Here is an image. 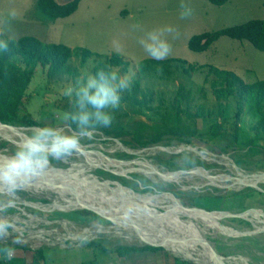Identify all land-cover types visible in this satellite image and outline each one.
<instances>
[{"label": "rangeland", "instance_id": "1", "mask_svg": "<svg viewBox=\"0 0 264 264\" xmlns=\"http://www.w3.org/2000/svg\"><path fill=\"white\" fill-rule=\"evenodd\" d=\"M71 1L56 0L60 5ZM37 3L38 0H0V40L7 42L34 37L45 43L62 44L72 49H88L104 58L120 54L130 62V67L127 73H122L119 68L114 70L122 75H129L134 83L138 78L140 63L152 59L141 47L139 40L151 30L171 26L179 32V37L173 39L172 35L166 34L165 38L172 44V53L165 60L187 61L190 64L189 70L197 66H214L220 70L232 71L247 84L264 81V52L258 51L248 42L223 37L205 53L192 52L188 47L191 38L196 35L234 27L252 20H264V0H230L222 7L212 5L207 0H82L74 15L51 23L40 21ZM182 4L194 10L191 17L181 19ZM95 61L89 62L80 71L81 76L76 80L66 76L58 82H52L46 78L41 69H38L24 98L19 113L20 120L29 117L39 124L38 127L68 128L70 124L66 119L68 114L66 111L70 109L71 104L69 98L64 95V90L69 85L74 86L86 74H93ZM203 82L204 78L198 74L193 75L190 81L177 79L173 83L150 76L141 81V86L156 93L162 92L168 100L174 98L172 95L182 85L197 91ZM195 105H204L206 110L216 113L211 118H200L195 122L184 117L185 125L191 128L196 126L199 134L203 135L202 138L191 139V146L168 138L157 145L138 146L139 144L131 139L134 134L129 124L143 121L153 125V120L137 115H132L124 121L123 126L127 129V134L121 137L124 144L115 141L116 137L112 134L106 135L98 129L90 138H84L82 144L91 152L111 160L148 161L163 173L178 174L200 168L214 178L234 177L233 172L221 163L222 157L226 156L246 175H264L262 149L252 150L243 145V141L247 140L254 125L260 120V114L246 109L240 122H237L235 106L225 103L227 111L223 117H219V106L210 90L207 99L197 100ZM215 123L223 125V131L226 130L229 134L235 133L238 127L240 143L236 145L231 138L213 140L211 132ZM12 125L24 127L20 123ZM25 131L28 135L32 129ZM3 145L6 148H2ZM16 147L12 142H6L0 137V151L6 152L5 156L10 155ZM183 147L197 149L213 160L202 161L200 156L194 155L192 151H183ZM165 148L173 153L182 150L174 155L163 151ZM187 160L194 163L189 164ZM82 162L75 154L67 159L52 160L51 164L58 170L68 171L74 167L84 166ZM86 173L79 177L85 179L90 176V173ZM91 175L96 178L98 176L97 179L101 183L111 188L121 186L114 184L119 182L125 188L140 195L156 197L164 194L172 195L197 215L207 213L222 215L221 217L211 215L208 222L228 232L225 235H208L210 247L228 264L236 262V264H264V229L255 232L253 223L247 215L259 213L264 220V185L240 188L236 192L211 186L204 187L202 185L205 183L200 179L194 181L181 179L176 183L155 184L141 174L114 175L101 168L94 170ZM247 196L251 198L246 199ZM259 197L262 199L255 201ZM62 198H65V195L45 192L33 194L26 190L17 194L15 207L5 213L6 218L15 223L16 231L12 232L7 241L0 242V245L10 244L12 238L17 235H21L23 242L13 245L16 251L11 260L0 256L1 264H32L36 260L35 251L39 249L43 252L40 264H120L123 260L116 253L119 247L147 246L140 240L125 236L123 233V236L116 235L120 231L119 228L99 210L95 211L100 214L92 212L94 210L61 211L65 203ZM191 207L199 209L192 210ZM257 209L263 210V213ZM227 213L236 217L225 215ZM166 214L177 220L187 219L180 213ZM159 249H163V252L150 253L160 258V262L164 261L163 264H204V259L200 257L196 256L194 261H189L190 259L183 255L172 253L166 248ZM198 258L203 262L196 261ZM153 264L160 263L155 260Z\"/></svg>", "mask_w": 264, "mask_h": 264}, {"label": "trees", "instance_id": "2", "mask_svg": "<svg viewBox=\"0 0 264 264\" xmlns=\"http://www.w3.org/2000/svg\"><path fill=\"white\" fill-rule=\"evenodd\" d=\"M81 1L72 0L65 5H60L56 0H38L37 10L40 21L51 23L69 18L78 11ZM207 1L218 7L230 2V0ZM223 37L248 42L258 51L264 52V20H252L234 27L196 35L191 38L188 47L192 52L205 53ZM7 43V51H0V120L11 125L20 123L24 127L39 126L29 117L21 120L19 118L24 98L38 69L44 72L48 80L58 82L66 76L74 80L78 79L81 76L80 71L89 62L95 60L93 74L101 68L112 70L119 68L122 73H127L130 67V62L120 54L104 58L88 49H72L62 44L45 43L34 37H24L17 41L10 40ZM189 66L187 61L180 59L165 61L150 59L141 62L138 78L131 84L129 90L122 93L121 107L114 113L115 119L112 126L98 130L106 135L112 134L116 138H121L127 134V129L123 126L125 120L131 118L132 115L145 116L148 120H153V125L143 121L129 124L134 134L131 139L140 146L157 145L165 138L190 144L191 139L202 138L203 135L199 134L196 126L191 128L185 125L183 119L186 117L195 122L197 119L211 118L215 115V111L206 110L204 105H195L197 100L207 99L210 90L218 103L219 117H223L227 111L225 103L235 106L237 122H240L246 109L251 112L257 111L260 114V120L254 125L247 140L243 141V145L252 150L262 149L264 152V81L247 84L232 71L220 70L214 66H197L189 70ZM197 74L204 78L201 88L195 91V89L182 85L172 95L173 99L166 100L162 92L156 93L141 86V81L150 76L173 83L177 79L190 81L193 75ZM70 111L71 107L66 112ZM223 129V125L215 123L211 138L213 140L231 138L236 145L240 143L238 127L233 134ZM144 140H146L145 143ZM1 147L6 148L5 145ZM114 184L125 187L119 182H114ZM245 198L250 199L251 196ZM261 199L259 197L255 201ZM257 210L263 213V210ZM160 251L163 252V249L150 246L144 248L119 247L116 253L120 257H125L134 252L156 253ZM35 253L36 260L32 264H40L43 258L42 249Z\"/></svg>", "mask_w": 264, "mask_h": 264}, {"label": "bare ground", "instance_id": "3", "mask_svg": "<svg viewBox=\"0 0 264 264\" xmlns=\"http://www.w3.org/2000/svg\"><path fill=\"white\" fill-rule=\"evenodd\" d=\"M25 136H27L25 130L16 128L10 129L0 126V137L6 142H12L15 146L21 143ZM182 149L183 151H192L194 155L200 156L202 161L213 160V158H209L197 149H184V147ZM182 149L176 153L166 148L163 149V151L175 155L180 153ZM5 153L6 152L0 151V157H5ZM128 153L134 154L131 152ZM76 156L83 161L82 163H84V166L79 168L74 167L71 170L65 171L62 169L58 170L50 164L43 176L37 178L31 185L23 190L32 192L33 194L45 192L55 195L61 194V196L65 195V198H62L65 203L62 205L61 211L94 210L92 212L100 214V212L95 211L99 210L105 213L108 219L119 228L120 231L116 233V235H122L123 233L125 236L140 240L144 244L159 245L172 253L183 255L190 259L189 261H194V257L197 256L204 259V262L199 258L196 261L199 263L203 262L204 264H228L223 257H217L215 255L213 248L210 247L207 240L208 235H225V233L228 232L208 222L209 218L211 215H214V213H207L210 216L207 214L197 215L189 208L183 206L174 196L169 194L156 197L146 194L140 195L122 186L111 188L109 185L101 183L94 175H91V173L101 168L110 171L114 175L141 174L147 176L155 184L159 182L176 183L181 179H188L189 181L200 179L205 183V185H202L204 187L211 186L236 192H238L240 188L245 189L249 187L253 188L257 185H264V175L257 176V174H255L248 176L243 171L239 170L226 156L222 157L221 163L225 164L228 169L233 172L235 175L234 177L221 176L214 178L211 177L206 170L200 168L195 171L178 174L163 173L162 170L148 161H115L102 155H97L86 148L82 154H76ZM215 161L217 162L216 159ZM86 172L90 173V176L85 179L79 177V175L82 174L86 175ZM229 182L231 184H229ZM166 213H180L187 219L185 221L177 220L167 216ZM225 215L229 216L231 214L227 213ZM247 215H249L248 217L253 223L255 232H260L264 229V220H262L263 218L259 213ZM221 216L222 215H214V217ZM231 216L236 217L233 215ZM106 233L109 234V232ZM249 235L251 234L249 233Z\"/></svg>", "mask_w": 264, "mask_h": 264}, {"label": "clouds", "instance_id": "4", "mask_svg": "<svg viewBox=\"0 0 264 264\" xmlns=\"http://www.w3.org/2000/svg\"><path fill=\"white\" fill-rule=\"evenodd\" d=\"M193 11L182 4L181 19L191 17ZM166 34L172 35L173 39L179 37V32L168 26L147 32L139 44L149 57L163 61L172 53V44L165 38ZM7 49L8 43L0 40V51ZM131 84L129 75H122L111 68L86 74L74 86L69 85L64 90L71 104V111L66 116L70 124L68 128H34L10 155L0 157V242L7 241L16 231L15 223L6 218L5 213L15 207L17 194L43 176L52 160L82 154L85 151L84 138L93 136L97 129L111 127L114 113L121 107L122 93L129 90ZM187 163L194 162L187 160ZM22 242V237L17 235L10 244L3 243L0 256L11 260L16 251L13 245Z\"/></svg>", "mask_w": 264, "mask_h": 264}, {"label": "crops", "instance_id": "5", "mask_svg": "<svg viewBox=\"0 0 264 264\" xmlns=\"http://www.w3.org/2000/svg\"><path fill=\"white\" fill-rule=\"evenodd\" d=\"M153 253V252H152ZM123 261L120 264H153V262L158 261L163 264L164 261L160 262L161 259L157 256L152 255L150 252H134L124 257H120Z\"/></svg>", "mask_w": 264, "mask_h": 264}, {"label": "water", "instance_id": "6", "mask_svg": "<svg viewBox=\"0 0 264 264\" xmlns=\"http://www.w3.org/2000/svg\"><path fill=\"white\" fill-rule=\"evenodd\" d=\"M0 126H3V127H6V128H10V129H22V130H28V129H34V128H31V127H16V126H14V125H11V124H7V123H5V122H3V121H1L0 120ZM122 138H115V141H117L118 143H122V144H124L123 143V141L121 140ZM121 144V145H122ZM187 146H191L190 144H186ZM138 146H140V145H138ZM258 176V175H257ZM260 176H263V175H260ZM97 178H98V176H97ZM256 190V189H255ZM260 191V190H259ZM189 208V207H188ZM192 208V210H197V209H199V208H196V207H191ZM254 210V209H253ZM251 211V210H250ZM248 212V211H247ZM147 246H150V247H154V248H160V246H154V245H151V244H147V243H145ZM213 252L215 253V255L218 257L219 255L213 250Z\"/></svg>", "mask_w": 264, "mask_h": 264}]
</instances>
